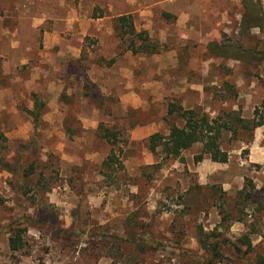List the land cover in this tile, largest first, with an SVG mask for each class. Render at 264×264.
<instances>
[{"label":"rangeland","instance_id":"rangeland-1","mask_svg":"<svg viewBox=\"0 0 264 264\" xmlns=\"http://www.w3.org/2000/svg\"><path fill=\"white\" fill-rule=\"evenodd\" d=\"M39 2L80 55L4 67L0 54V264H255L256 254L264 256V125L224 130L225 163L208 154L197 161L200 143L176 158L147 145L152 133L183 125L178 112L168 114L171 103L231 126L235 116L264 120V60L245 63L206 48L210 41L264 48L257 28L239 34L241 2H203L227 12L229 22L210 14L216 25L179 43L170 63L155 37L156 53L133 54L130 37L116 35L117 16L106 20L112 35L78 18L96 19L112 0H0V28L26 25L42 13ZM65 18L74 20L67 36ZM35 95L42 109L34 128L27 110ZM99 124L115 134L111 141L99 136ZM108 156L115 161L105 166ZM32 166L27 176L16 173ZM15 233L18 251L9 247ZM217 233L242 251L239 238L247 235L250 252L222 241L213 247Z\"/></svg>","mask_w":264,"mask_h":264},{"label":"crops","instance_id":"crops-1","mask_svg":"<svg viewBox=\"0 0 264 264\" xmlns=\"http://www.w3.org/2000/svg\"><path fill=\"white\" fill-rule=\"evenodd\" d=\"M209 1L112 0L111 3L103 4V6H107V9L102 15H98L96 19L87 18L86 16L78 18L82 23L96 20L94 23L98 31L102 34L108 32V35H112L113 30L107 27L106 20L115 16L130 14L136 30H146L149 37H155L163 45H167L162 54L170 63L173 60L172 55L177 54L178 49L176 47L179 43L201 37L202 34L208 32L202 30L203 27L216 25L208 22L210 14L212 15L210 17L220 21V24L229 22V18H226L227 12L221 11L216 6L212 8L209 5H202L203 2L209 3ZM216 1L221 2L222 0ZM231 1L241 2V0ZM38 5L40 9H43L42 13L36 14L26 25L14 26L13 29L6 28L4 25V28H0V34L4 35V49L0 50V54H4V67L20 66L30 60L52 63L61 58L79 57L80 54H72V50H76V47H73L71 43L62 38L61 32L56 27V20H52L54 18L50 16L47 8H43L41 2ZM73 23L72 18H65L64 33L66 36L67 32L74 31ZM80 25L82 26V24ZM87 25H90V23ZM80 28L82 29L80 33L84 34L86 28L83 26ZM32 36H34L33 40H31ZM114 41L118 42L115 39ZM101 55L107 57V54ZM65 59L62 62H57V65L66 64L67 60ZM70 59L68 58V60ZM66 72L67 70H65ZM38 73H43V70H38ZM47 74L52 77L53 73L48 72Z\"/></svg>","mask_w":264,"mask_h":264},{"label":"trees","instance_id":"trees-1","mask_svg":"<svg viewBox=\"0 0 264 264\" xmlns=\"http://www.w3.org/2000/svg\"><path fill=\"white\" fill-rule=\"evenodd\" d=\"M243 11L239 20V34L247 35L251 33L253 28H257L262 34H264V10L262 8L261 0H241ZM114 30L120 40H124L125 35H128L129 41L127 48L133 53H156L157 46L151 40L146 30H136L132 16L130 14L119 15L114 18ZM207 50L215 56L231 58L245 63H251L253 61L264 60V48L247 47L243 44L235 42H215L210 41L206 45ZM36 96V95H35ZM264 103V101H263ZM42 109V102L36 97L33 100V107L27 110V113L32 117L34 128L37 127L40 112ZM168 114L178 112L183 119V125H171L168 133L163 134L155 132L149 135L147 139L148 149L151 152H155L158 148L161 149L162 153L166 157H179L181 152L195 143H200L202 146L201 153L197 154L195 159L197 161L202 159L203 154H208L212 161L225 163L228 161V153L221 147V136L224 130H229L233 134L236 133V128L233 126L235 122H239L243 128L254 129L261 125H264V120L254 116L252 119H244L241 116H235L234 119L237 121L232 122V126L228 122H221L220 120L211 118L206 113L199 114L193 109H184L180 105L173 103L169 104ZM257 109H254V114ZM98 134L101 138L110 140V137H115L113 132L101 124L98 125ZM3 135L0 134V138ZM115 161L114 156H108L104 161V165L108 166L113 164ZM33 166L30 170L20 172L19 167L16 169V173L22 178L23 175L27 176L33 172ZM199 187V186H198ZM200 188V187H199ZM197 196V193L193 192L192 197ZM246 199L250 198V193L245 195ZM220 240H213L212 246L218 247L220 241L222 244L231 246L239 254L245 255L250 252L251 246L247 235L239 238L240 245H247V249L242 251L240 246L229 240L228 238L221 236L220 233L214 235V238ZM208 235L204 232L198 234V241L201 244L204 252H209V243L206 241ZM212 238V239H214ZM21 240L17 233L14 236L9 237V247L12 251H18L21 248ZM214 255H221L220 251L213 253ZM127 264V263H124ZM264 264V256L256 254V263Z\"/></svg>","mask_w":264,"mask_h":264}]
</instances>
